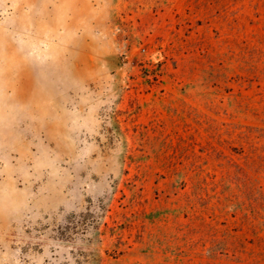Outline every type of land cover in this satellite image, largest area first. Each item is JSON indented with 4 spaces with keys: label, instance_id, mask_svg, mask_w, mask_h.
<instances>
[{
    "label": "rangeland",
    "instance_id": "rangeland-1",
    "mask_svg": "<svg viewBox=\"0 0 264 264\" xmlns=\"http://www.w3.org/2000/svg\"><path fill=\"white\" fill-rule=\"evenodd\" d=\"M2 177L12 264H264V0H0Z\"/></svg>",
    "mask_w": 264,
    "mask_h": 264
},
{
    "label": "crops",
    "instance_id": "crops-1",
    "mask_svg": "<svg viewBox=\"0 0 264 264\" xmlns=\"http://www.w3.org/2000/svg\"><path fill=\"white\" fill-rule=\"evenodd\" d=\"M26 219L27 216L23 211L12 212V177H2L0 179V249L11 250L9 255L7 254L11 258H4L0 264H12V233Z\"/></svg>",
    "mask_w": 264,
    "mask_h": 264
}]
</instances>
